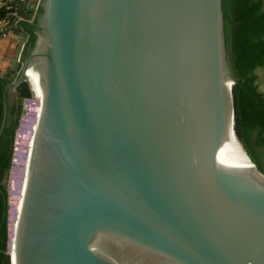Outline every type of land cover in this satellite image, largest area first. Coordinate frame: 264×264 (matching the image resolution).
Wrapping results in <instances>:
<instances>
[{
    "label": "water",
    "instance_id": "1",
    "mask_svg": "<svg viewBox=\"0 0 264 264\" xmlns=\"http://www.w3.org/2000/svg\"><path fill=\"white\" fill-rule=\"evenodd\" d=\"M31 8L6 85L36 96L15 264H264V173L225 139L222 0Z\"/></svg>",
    "mask_w": 264,
    "mask_h": 264
},
{
    "label": "trees",
    "instance_id": "2",
    "mask_svg": "<svg viewBox=\"0 0 264 264\" xmlns=\"http://www.w3.org/2000/svg\"><path fill=\"white\" fill-rule=\"evenodd\" d=\"M222 11L227 56L235 80L232 85L235 132L252 163L264 173L258 163L264 156V95L257 89L254 73L264 64V2L222 0ZM4 15L5 10L0 9V18ZM17 91L20 100L32 96L27 82L19 84ZM16 113L13 108L10 126H2L0 117V264H9L7 190L3 180L12 161L19 118Z\"/></svg>",
    "mask_w": 264,
    "mask_h": 264
},
{
    "label": "rangeland",
    "instance_id": "3",
    "mask_svg": "<svg viewBox=\"0 0 264 264\" xmlns=\"http://www.w3.org/2000/svg\"><path fill=\"white\" fill-rule=\"evenodd\" d=\"M254 73L256 77L255 83L257 89L264 95V64L261 67L256 68ZM35 109H36V99L33 96H31L30 98H24L22 100L20 99L18 100L16 115H18L19 118H18V125L15 129L14 138H13L12 161H11V166L7 171L6 176L3 180V183L7 190V206H8L7 227H8L9 239L7 246V254H8V247L10 245L11 229L13 228L15 223L14 213L16 209L15 208L16 203L19 198V193L23 178L29 135L32 130L31 128H33L34 126ZM262 151L264 154V147H262ZM258 163L260 169L264 172V156L263 158L258 159Z\"/></svg>",
    "mask_w": 264,
    "mask_h": 264
},
{
    "label": "crops",
    "instance_id": "4",
    "mask_svg": "<svg viewBox=\"0 0 264 264\" xmlns=\"http://www.w3.org/2000/svg\"><path fill=\"white\" fill-rule=\"evenodd\" d=\"M37 1L25 0V2L19 4V14H25L28 17L22 21L27 22L29 18L32 19L35 8H31V4H36ZM21 33L28 35L18 25L11 28L6 36H0V117L3 119L13 108L17 109L19 100L17 86L7 89L6 85L18 76V72H14L11 68L16 61L18 62L20 54H22L25 41H22L24 37H22ZM19 37H22V39H19ZM9 72L10 76H8Z\"/></svg>",
    "mask_w": 264,
    "mask_h": 264
},
{
    "label": "bare ground",
    "instance_id": "5",
    "mask_svg": "<svg viewBox=\"0 0 264 264\" xmlns=\"http://www.w3.org/2000/svg\"><path fill=\"white\" fill-rule=\"evenodd\" d=\"M28 79V78H27ZM28 84L30 86V89L32 91V96L36 99L35 96V92L34 89L32 87V84L30 83V81L28 80ZM34 127V126H33ZM31 133L29 135V141H28V145H27V153H26V158H25V165H24V172H23V178H22V183H21V188H20V193H19V198L18 201L16 203V209H15V213H14V226L11 229V237H10V245L8 247V262L9 264H15V252H14V244H13V238L15 236L14 231H15V226H16V219H17V215L19 213V208L21 207L20 204V199H21V194H22V189H23V183L25 180V173H26V165H27V160H28V156H29V151H30V147H31V141H32V136H33V128H31ZM225 139L240 153L242 154L246 160L250 163V165L252 166L253 170L256 169V166L252 163V161L250 160L246 150L244 149L243 145L241 144L240 140L238 139L236 132H235V128H234V124H232V126H230L229 131L227 132V135L225 137ZM19 187V186H18ZM18 197V196H17ZM14 204V203H13ZM13 207V206H12ZM14 209V208H13Z\"/></svg>",
    "mask_w": 264,
    "mask_h": 264
},
{
    "label": "built area",
    "instance_id": "6",
    "mask_svg": "<svg viewBox=\"0 0 264 264\" xmlns=\"http://www.w3.org/2000/svg\"><path fill=\"white\" fill-rule=\"evenodd\" d=\"M23 2L25 0H0V9L5 10V15L0 18V36H6L11 28L18 26L15 24L19 20L24 19L19 14V4Z\"/></svg>",
    "mask_w": 264,
    "mask_h": 264
},
{
    "label": "flooded vegetation",
    "instance_id": "7",
    "mask_svg": "<svg viewBox=\"0 0 264 264\" xmlns=\"http://www.w3.org/2000/svg\"><path fill=\"white\" fill-rule=\"evenodd\" d=\"M27 22L30 23L32 21H27ZM13 67H14V65H13ZM12 70H14V69L12 68ZM14 72H17V71L14 70ZM8 76H10V74H8ZM10 123H11V112H8L7 115L4 117V119H2V126H3V124H4V126H10Z\"/></svg>",
    "mask_w": 264,
    "mask_h": 264
}]
</instances>
